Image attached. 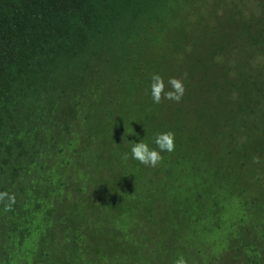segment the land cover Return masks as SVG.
<instances>
[{
    "label": "trees",
    "instance_id": "16d2710c",
    "mask_svg": "<svg viewBox=\"0 0 264 264\" xmlns=\"http://www.w3.org/2000/svg\"><path fill=\"white\" fill-rule=\"evenodd\" d=\"M179 3L0 0V264H103L129 257L103 235L118 231L108 220L110 213L97 216L92 210L96 213L108 206L110 198L122 199L123 188L127 190L136 174L124 184H92L90 171L79 160L91 161L93 151L105 163L106 151H119V169L124 164L134 172L142 164L131 158L132 143L143 140L150 148L155 146L156 134L144 120L154 116L146 102L132 108L123 99L133 94L134 85L150 91L154 73L174 76L168 70L178 66L183 43L200 42L186 25L171 22L178 7L190 4ZM201 27L197 34L213 36L202 58L213 59L218 67L209 85L214 90L222 84H217L220 79L225 80L228 85L222 90L233 102L252 100L250 88L262 92L263 101L256 100L258 110L245 107L246 116L252 113L260 122L254 116L243 120L253 127L264 126V77L257 82L244 71L237 73L235 63L218 55V49L227 48L224 42L229 43L220 25ZM249 41L257 47L264 42V31ZM200 54L192 50L188 54L196 62L185 73L192 94L202 86L204 67L196 66ZM263 62L261 56L258 63ZM108 90L115 91L110 98ZM218 126V136H232L231 130H225L230 124ZM188 129L180 119L164 127L175 134V150L169 153L175 157L170 160L166 154L160 164L175 168L189 144ZM260 139L264 142V135ZM97 167L100 177L94 180L106 179L109 172ZM239 208L238 224L252 212L257 218L248 227L249 237H234L235 250L243 254L242 264H264V199H250ZM84 238L88 250L80 247Z\"/></svg>",
    "mask_w": 264,
    "mask_h": 264
},
{
    "label": "rangeland",
    "instance_id": "374dc122",
    "mask_svg": "<svg viewBox=\"0 0 264 264\" xmlns=\"http://www.w3.org/2000/svg\"><path fill=\"white\" fill-rule=\"evenodd\" d=\"M182 3H190V6L178 7L171 22L186 25L188 33L191 31L193 37H200V42L194 39L183 43L184 54L176 61L178 66L168 70L184 82L186 91L182 101L155 104L151 97H146L150 91L136 85L133 94L123 99L125 105L132 108L143 100L146 102L154 116L144 120L148 119L147 126L153 134L165 133L164 127L176 119L189 126L185 133L189 144L184 147L185 154H179L182 159L174 169L162 164L155 168L142 165L134 172L124 164L119 169V151L117 154L106 151L105 163L98 160L93 151L91 161L79 160V164L90 171L92 184L101 186L110 182L124 184L134 173H141L138 178L135 175L127 190L123 188L122 199L110 198L108 206L104 205L96 213L92 210L94 215L110 213L108 220L117 226L118 231L112 229L103 235L129 255L126 259L121 257L103 264H177L179 260L184 264H242L243 254L235 250L233 240L235 236L249 237L251 230L248 227L251 229L257 217L256 212H252L242 224H238L239 206L257 197L264 199V142L260 139L264 135V126L253 127L251 121L243 120L254 116V120L260 122V118L252 113V116H246L245 107L258 110L260 105L256 100L261 99L263 93L250 88L248 92L252 100L233 102L225 97L222 88L228 83L223 79L217 83L222 84L213 90L209 83L213 79L211 75L218 69L216 61L202 58L213 36L197 34L200 26L207 29L210 25H220L221 33L228 37L230 44L224 42L227 48L218 49V55L235 63L237 73L244 71L260 82L264 77V62L258 63V59L264 56V42L255 47L249 39L264 31V0H180L178 5ZM171 26L167 23V28ZM191 50L201 52L198 56L200 63L196 66L204 67V76L200 78L202 86L193 94V86L185 75L189 66L196 63L188 57ZM174 76L167 73V78L163 77L167 81ZM107 87L104 88L107 90ZM114 94V90H108V98ZM258 94L260 96L254 98ZM218 124H230L225 130H231L232 136L226 139L218 136L216 131L221 129ZM147 126L143 129L147 130ZM166 154L169 153L162 152L163 157ZM256 156L260 157L259 163L253 162ZM168 157L171 160L175 155L169 154ZM97 165L109 172L106 179L94 180L100 177ZM210 194L215 197L210 198ZM94 201L102 202L99 199ZM201 210H205L203 214H200ZM124 235L132 239L123 240ZM242 238L237 246L241 245ZM88 243L84 238L80 247L88 250Z\"/></svg>",
    "mask_w": 264,
    "mask_h": 264
},
{
    "label": "clouds",
    "instance_id": "9594fccd",
    "mask_svg": "<svg viewBox=\"0 0 264 264\" xmlns=\"http://www.w3.org/2000/svg\"><path fill=\"white\" fill-rule=\"evenodd\" d=\"M185 91L184 82L181 78L169 77L166 86L164 78L161 75L154 73L151 76L150 95L155 104H161L164 101L179 103L182 101ZM154 143L156 148H150L143 140L138 143H132L131 158L146 167H157L163 160L162 152L171 153L175 150V134L172 131L157 133ZM124 158L128 159L127 153ZM253 162L259 163L260 157H253ZM9 199L14 203V197H9ZM177 264H184V262L183 260H179Z\"/></svg>",
    "mask_w": 264,
    "mask_h": 264
}]
</instances>
